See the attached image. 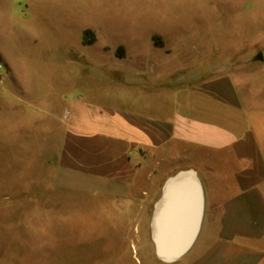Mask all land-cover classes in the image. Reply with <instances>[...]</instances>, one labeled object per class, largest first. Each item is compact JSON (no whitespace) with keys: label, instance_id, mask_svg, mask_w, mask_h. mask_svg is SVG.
I'll use <instances>...</instances> for the list:
<instances>
[{"label":"rangeland","instance_id":"rangeland-1","mask_svg":"<svg viewBox=\"0 0 264 264\" xmlns=\"http://www.w3.org/2000/svg\"><path fill=\"white\" fill-rule=\"evenodd\" d=\"M0 52L12 72L0 74V264H167L151 205L137 212L112 201L119 188L63 173L44 114L76 95L141 108L156 62L167 84L229 77L264 98V0H0Z\"/></svg>","mask_w":264,"mask_h":264},{"label":"crops","instance_id":"crops-1","mask_svg":"<svg viewBox=\"0 0 264 264\" xmlns=\"http://www.w3.org/2000/svg\"><path fill=\"white\" fill-rule=\"evenodd\" d=\"M0 59L10 78L1 52ZM157 64L145 74L153 82L140 84L141 108L76 95L63 101L64 111L44 114L58 140L57 167L119 188L112 201L137 212L145 202L153 210L164 182L190 170L203 192V219L194 244L172 264H264V98L256 90L245 97L229 77L167 84ZM125 76L134 87L135 73Z\"/></svg>","mask_w":264,"mask_h":264},{"label":"water","instance_id":"water-1","mask_svg":"<svg viewBox=\"0 0 264 264\" xmlns=\"http://www.w3.org/2000/svg\"><path fill=\"white\" fill-rule=\"evenodd\" d=\"M262 61V55L255 57ZM204 196L198 177L181 171L163 184L149 222L156 257L167 264L180 260L197 239L203 219Z\"/></svg>","mask_w":264,"mask_h":264},{"label":"trees","instance_id":"trees-1","mask_svg":"<svg viewBox=\"0 0 264 264\" xmlns=\"http://www.w3.org/2000/svg\"><path fill=\"white\" fill-rule=\"evenodd\" d=\"M83 44L92 45L94 42L93 34L92 32L85 30L83 33ZM155 40V39H154ZM119 50H122L121 48ZM120 55V53L117 51V56Z\"/></svg>","mask_w":264,"mask_h":264},{"label":"built area","instance_id":"built-area-1","mask_svg":"<svg viewBox=\"0 0 264 264\" xmlns=\"http://www.w3.org/2000/svg\"><path fill=\"white\" fill-rule=\"evenodd\" d=\"M5 69L4 64L2 63L1 59H0V74L1 72Z\"/></svg>","mask_w":264,"mask_h":264}]
</instances>
